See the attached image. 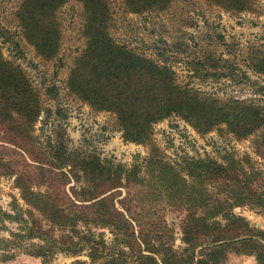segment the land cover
Returning a JSON list of instances; mask_svg holds the SVG:
<instances>
[{
	"label": "trees",
	"instance_id": "16d2710c",
	"mask_svg": "<svg viewBox=\"0 0 264 264\" xmlns=\"http://www.w3.org/2000/svg\"><path fill=\"white\" fill-rule=\"evenodd\" d=\"M67 1L20 0L14 11L21 35L43 59L58 52L56 11ZM74 1L81 4L83 45L71 59L65 87L92 110L113 114L124 142L148 146L147 175H138L137 164L127 167L68 148L59 122L43 144L38 142L33 125L44 110L40 95L0 50V128L7 142L31 162L16 169L0 158V167L13 175L19 198L27 206L22 208L13 199V211L0 209V227L5 220L19 224L21 231L10 234L35 239L31 248L41 261L54 252L76 255L86 249L89 261L102 264H223L229 252L250 255L253 264H264V228L250 226L232 212L234 207L248 206L264 219V169L254 167L248 155L242 162L230 155L221 162L183 156L177 168L151 141L152 125L170 115L198 134L224 129L242 139L263 126L262 109L179 85L168 66L111 38L108 0ZM170 1L122 3L127 12L139 14L162 11ZM205 1L231 12L251 8L249 0ZM256 58H250L253 69L264 73L258 64L264 63ZM253 146L264 159V135ZM207 186L217 193L211 199ZM121 187L126 188L123 195ZM163 197L176 199L185 211L179 223L183 246L178 251L171 247L172 230L160 213L163 208L152 203ZM97 227L112 232L115 247L104 245L101 232L92 231Z\"/></svg>",
	"mask_w": 264,
	"mask_h": 264
},
{
	"label": "rangeland",
	"instance_id": "374dc122",
	"mask_svg": "<svg viewBox=\"0 0 264 264\" xmlns=\"http://www.w3.org/2000/svg\"><path fill=\"white\" fill-rule=\"evenodd\" d=\"M20 0H0V50L5 59L17 64L30 83L37 89L44 110L33 125V134L42 144L52 135L54 125L62 124L67 146L81 152H92L99 158L125 164H137L138 175L146 176L144 160L148 146L124 142L115 129L114 116L106 111H94L71 95L65 79L71 59L83 45L80 36L81 4L69 0L56 11L59 22L60 44L55 57L43 59L21 35L14 11ZM250 9L242 12L226 11L205 0H171L166 9L135 14L124 9L122 0H108L111 38L127 48L168 66L175 82L217 98H237L251 102L264 113V73L253 69L251 57L264 63V0H249ZM262 66L264 64L258 63ZM49 110V113L45 111ZM264 135V124L253 134L237 139L224 129H212L198 134L185 121L170 115L152 125L151 141L165 160L181 166V157H210L218 162L225 156L241 159L248 155L250 163L264 169V159L254 153L253 141ZM17 147L7 142L0 128V158L16 169L30 165ZM26 158V157H25ZM126 191L121 187V195ZM209 198L216 190L207 186ZM120 195V196H121ZM27 208L19 198L13 175L0 167V209L13 211L11 202ZM167 226L172 230L171 247L178 251L180 220L185 211L176 199L163 197L152 200ZM137 210L138 208L135 207ZM250 226L264 228L262 214L248 206L232 208ZM21 231L19 224L5 220L0 227V264H102L89 261L86 249L76 255L54 252L41 261L34 254L29 240L12 236L10 231ZM101 232L106 247H115L112 232L106 228H92ZM96 237V236H95ZM117 246L122 247L121 244ZM250 255L229 252L223 264H253Z\"/></svg>",
	"mask_w": 264,
	"mask_h": 264
}]
</instances>
